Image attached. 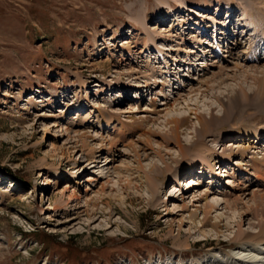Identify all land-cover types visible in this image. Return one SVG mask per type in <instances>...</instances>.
<instances>
[{"label": "rangeland", "instance_id": "obj_1", "mask_svg": "<svg viewBox=\"0 0 264 264\" xmlns=\"http://www.w3.org/2000/svg\"><path fill=\"white\" fill-rule=\"evenodd\" d=\"M247 1L0 0V264H231L254 255L253 235L264 246V218L246 209L264 196L261 100L205 131L218 177L163 142L165 114L189 115L182 139L199 125L187 102L222 112L194 89L262 78L264 46H249L261 36L238 25Z\"/></svg>", "mask_w": 264, "mask_h": 264}, {"label": "bare ground", "instance_id": "obj_2", "mask_svg": "<svg viewBox=\"0 0 264 264\" xmlns=\"http://www.w3.org/2000/svg\"><path fill=\"white\" fill-rule=\"evenodd\" d=\"M167 1H170V0H167ZM227 1H228V3H227L228 6L230 8H233V6L235 5L234 0H227ZM255 1H257V4L262 5V6H260V8H262V9L264 8V5H263L264 0H255ZM252 2L253 1L248 0L247 3L243 5V11H241L242 12L240 14L241 16L238 19L239 20L238 25L241 24L240 26H242L243 28H245V26L251 27V29L255 31L256 35L260 34L259 36H261V37L256 38L255 43L254 44L251 43V45L249 44V46H252L255 48H260V47L262 48L264 46V19L260 15H258V13L257 14H255V13L249 14V15L247 14V7L248 6L251 7L250 5L252 4ZM217 3L220 5L223 4L222 0H217ZM177 4L180 6L182 5L181 2L180 3L177 2ZM167 5H168V3H167ZM253 8H255V10L259 9V7L257 8V6H255ZM186 10L191 11L192 9L190 7H187ZM230 15H232V12H229V10H227L225 13L226 18H228ZM223 32H224V30L221 29V31H219V33L215 34L216 35L215 38H217V36H218L217 34H221L223 36L222 40H226V38H228L229 33L227 30L225 31V33H223ZM222 40L219 41L218 42L219 44H217V45L221 46L220 43H222ZM216 42H217V40H216ZM235 42H236V40H235ZM226 47H227V45H226ZM221 51H223V48H221ZM248 51H250V50H248ZM250 54H252V52ZM250 54L247 53V57H245V60H253L254 61V60L260 59V57H257L256 55L251 56ZM192 64L194 65V63H192ZM261 72H262L261 73L262 78L261 79L258 78L257 80H255L254 81L255 85H252V87L248 86V88H247V87H244L243 85L229 86L228 84H225V86H226L225 91L226 92L214 91V89L216 87H218L219 85H221L223 83L224 78L227 77V75H226V76H221L217 79H214V78L210 79L213 83H208V82H210V80H208L207 83H205V87L203 89H201V88L200 89H194L196 91H199L200 93L204 92L206 94H211V96L220 105H222L223 109H222V112L218 113L215 110V109H217L216 106H213L212 104H210V105L208 104L209 107H208L207 113H205V112L199 110V107L197 104L191 103V101L187 102V104H186L187 107L189 105L193 104L194 107L189 108V112L193 113L195 115V118L199 124V125L191 128L192 130L188 131V133L191 136L190 139H182L180 137V130H179V128H181L183 126H189L188 125V123H189L188 116L189 115H186V114L185 115H177V114L176 115H166L165 114V116H166L165 117V126L167 124H169V127L164 133V135H166V137H165V140H163V142H165V144H171L172 143L171 141H173L176 144V146L179 148L180 155L182 157L178 158V159L174 158V161L176 163L184 160L185 162H187V164H189V166L192 170V168H194V166H195L194 165V163L196 162L195 159H198V160L200 159L202 162V165H203L202 166V172L206 173V171H207L210 174L212 173V177H218L224 171H226L224 166H219V167H217V169H213V170L209 169L211 164H210V160L206 158L205 153L206 152L212 153L216 147H212V146L207 145V143H206L207 139L205 137V131L215 132L216 129L218 128V126H220L221 124L228 122L232 119L234 120V116L236 115V112L238 110H239V112L242 111V109L244 108V104H246V105L252 104V103L255 104L254 101L259 100V99L261 100V103L264 104V69ZM183 76H186V75H183ZM146 84H147L146 86L150 87V85L148 83H146ZM152 84H154V82ZM166 108H168V107H166ZM246 135H249V133H247ZM214 138H216V139L218 138L217 141H219V142L221 141V138L217 135H215ZM255 138H258V140H262V138H264V135L255 133ZM182 140H185V143H182ZM248 140H250V139L248 138ZM227 142L230 143V141H227ZM256 142H257V140H255V143ZM229 145L233 146V143H230ZM183 148H186V149L187 148L188 149L193 148V150L195 152L193 151L194 153L186 155ZM251 148H255V147L251 146ZM261 150H264V143H263V148ZM240 153H242V152H240ZM262 153L264 156V151ZM154 167H155V169H160V168H157L156 166H154ZM167 167L168 166L165 165L164 169H167ZM192 171L194 172V170H192ZM197 180L198 179L194 180L192 177H187L184 180L186 189H191V187L194 184H198ZM211 189H214V188H211ZM173 190H175V188H173ZM213 192H214V194L219 193V192H216L214 190H213ZM180 194L184 195V192L183 193L181 192ZM214 194H212V195H214ZM71 196L72 195H70V198L73 197V196L72 197ZM253 196H255V194ZM206 198H208V193L205 192L202 196V199H206ZM259 198L260 199L258 201L254 200L253 205H251L250 207L246 206V209H248L247 215L252 213V215H253L252 217L258 218V216H261L263 219L264 218V196L260 195ZM74 199H77V197L74 196ZM251 199H253V198L251 197ZM225 201L228 203V205L230 203L233 204V202H236V201L230 202L229 200H225ZM183 206L185 207V205H183ZM206 207H208V210H204L202 227L204 225H207L210 223V218L208 217V213L210 212V209L215 207L214 201H211V200L208 201L207 200L206 201ZM231 207H233V206H231ZM235 209H237L236 206H235ZM245 214H246V210L239 213V220L236 221L237 226H239L241 224V221L243 220L242 218H244ZM74 218H76V217L73 216L71 219H74ZM257 224L261 225L262 232L264 233V221L263 222L261 221V223H260V220H259ZM212 226L217 228V227H219V224L212 223ZM237 231H238V233L236 234V236H238V237L241 236L242 232L240 231V229H238ZM259 233H261V232H259ZM253 237L255 239L252 242L250 251L254 252V255H253L254 257L253 256L252 257L244 256L243 251H245V250L242 249L241 252L238 251V254H240V255L235 257V259L238 262H234L231 264H264V246H259V244H260L259 241L261 240V239H259V234H257V235L255 234V235H253ZM232 258H234V256H232ZM220 263H222V262H220Z\"/></svg>", "mask_w": 264, "mask_h": 264}]
</instances>
